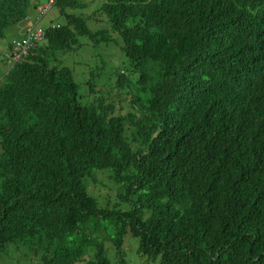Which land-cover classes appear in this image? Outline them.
Returning a JSON list of instances; mask_svg holds the SVG:
<instances>
[{"label": "trees", "instance_id": "obj_1", "mask_svg": "<svg viewBox=\"0 0 264 264\" xmlns=\"http://www.w3.org/2000/svg\"><path fill=\"white\" fill-rule=\"evenodd\" d=\"M55 5L64 22L0 79V256L110 264L109 242L124 262L129 235L147 263L264 264V0H106L127 114L94 84L82 99L62 58L105 34L82 0ZM31 8L0 0V37ZM99 170L127 208L89 193Z\"/></svg>", "mask_w": 264, "mask_h": 264}, {"label": "rangeland", "instance_id": "obj_2", "mask_svg": "<svg viewBox=\"0 0 264 264\" xmlns=\"http://www.w3.org/2000/svg\"><path fill=\"white\" fill-rule=\"evenodd\" d=\"M48 0H31L32 4H36V8L30 9V25H36L46 28L51 25L64 22L63 15L59 12V8L54 4L44 14H40L39 9L47 3ZM86 7L84 9L73 10L80 13L86 20L88 27L92 31L102 30L105 34L103 43L96 44L92 47V43L84 37L79 38L82 46L76 48L73 52L65 54L62 58V64L71 68L74 80L78 84L80 95H85L87 101L91 100L93 95L89 94L88 87L94 84L95 94L104 97L108 102L113 103L118 113L127 114L133 110L131 96L129 91L133 90L127 87L120 88L117 85L118 73L126 75L127 65L117 45L120 41L119 37L109 28V22L103 12L100 11L102 4L106 0H82ZM69 11L70 9H66ZM24 21V20H23ZM26 24L19 22L8 27L4 33V37H0V79L8 68L5 59L10 49L8 45L12 40L21 34V28ZM87 42H83V41ZM126 71V72H125ZM129 74V73H128ZM134 89V88H133ZM92 95V97H91ZM96 182L88 181L89 193L97 199L99 206L111 208V206L119 203L120 208H127L128 203L120 202L118 198V185L110 176V171L99 170L95 172ZM107 257L110 264H153L145 262L144 257L138 255V240L129 235L124 241V262H121L115 256V249L109 242L105 243ZM89 251V250H88ZM7 254L0 256V264H35L31 260L27 250L16 249L15 251H6ZM1 254V253H0ZM8 255V256H7ZM26 255V256H25ZM93 257V253L82 260L80 264H86Z\"/></svg>", "mask_w": 264, "mask_h": 264}, {"label": "built area", "instance_id": "obj_3", "mask_svg": "<svg viewBox=\"0 0 264 264\" xmlns=\"http://www.w3.org/2000/svg\"><path fill=\"white\" fill-rule=\"evenodd\" d=\"M55 2L56 0H48L47 3L39 9L40 14L46 13ZM24 21H26V24L21 28V34L12 40L11 49L5 55L8 65L11 66L21 61L26 53L42 42L45 37V29L36 25H30V17L28 15L24 18ZM56 26H58V24H56Z\"/></svg>", "mask_w": 264, "mask_h": 264}, {"label": "crops", "instance_id": "obj_4", "mask_svg": "<svg viewBox=\"0 0 264 264\" xmlns=\"http://www.w3.org/2000/svg\"><path fill=\"white\" fill-rule=\"evenodd\" d=\"M29 15H30V13H29ZM25 21H22V23H24Z\"/></svg>", "mask_w": 264, "mask_h": 264}]
</instances>
